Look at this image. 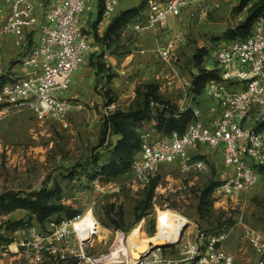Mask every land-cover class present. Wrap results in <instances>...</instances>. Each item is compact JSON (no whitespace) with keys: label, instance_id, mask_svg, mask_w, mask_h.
Instances as JSON below:
<instances>
[{"label":"rangeland","instance_id":"rangeland-1","mask_svg":"<svg viewBox=\"0 0 264 264\" xmlns=\"http://www.w3.org/2000/svg\"><path fill=\"white\" fill-rule=\"evenodd\" d=\"M99 1L89 0L81 16L85 22L83 32L92 40L94 52L73 74L69 90L63 93L65 100L79 106L71 111L69 128L49 120L39 121L28 110L0 108V195L9 191L24 195L59 186L62 192L56 204L73 208L82 217L93 214L99 224L90 244L80 247L74 239L67 244L56 243L65 264H97L104 258L125 263L129 259V237L136 232L145 239L154 237L167 213L189 221L190 228L182 231V234L186 231L188 239L232 228L223 244L224 251L235 257V264H257L258 255L244 238V230L248 227L264 236V174L239 200L216 199L212 194L209 208L198 213L203 189L211 182H221L231 172L223 168L219 152L210 148L201 150L202 155L197 158L208 160V170L188 173L178 161L161 167L151 207L136 222L135 207L145 199L148 186L136 182L133 169L110 181L93 178V173L85 170L96 160L98 164L105 162L119 139L111 131L104 135L105 119L118 110L127 112L134 107L145 85L158 86L164 100L181 111L193 109L195 121L209 125L220 113L221 105L206 90L200 96L194 95L193 81L198 74L194 56L201 50L207 52L202 67L212 70L215 48L229 31L246 20V9L240 11V0H189L179 18L169 19L161 29L138 32L133 26L145 21L144 8L121 31L118 41L107 48L97 42L95 34L103 37L115 16L143 3L146 7L148 0H122L112 17L97 23ZM178 33L184 40L165 62L158 50ZM0 39L3 53L0 77L10 80L21 74L20 51L11 37ZM98 62L104 63L108 71L98 73L95 67ZM111 100L113 103L109 105ZM140 132L148 134L152 143L166 137L156 131L154 121L146 122ZM120 211L123 219L116 228L111 220H118ZM64 221L60 215H54L41 225L24 210L0 215V264H35L32 247L20 255L15 252L16 244L30 238V234L51 232V224L58 226ZM19 222L28 223L23 228L31 232L25 236L18 234L20 229L13 228V224ZM10 248L14 253L7 252ZM44 257L43 264H57L55 258Z\"/></svg>","mask_w":264,"mask_h":264},{"label":"built area","instance_id":"built-area-1","mask_svg":"<svg viewBox=\"0 0 264 264\" xmlns=\"http://www.w3.org/2000/svg\"><path fill=\"white\" fill-rule=\"evenodd\" d=\"M103 19L112 17L122 0H100ZM89 0H0V38L9 36L20 51L21 74L0 88V108L30 111L39 121H53L69 128L72 109L79 108L63 98L69 90L73 74L94 52L90 37L83 32L81 20ZM189 0H148L146 19L133 26L135 31L158 30L169 19L179 18ZM1 40V39H0ZM176 34L159 48L168 62L183 42ZM0 41V60L2 59ZM219 81H211L207 94L221 105V111L209 125L193 121L183 134L172 133L157 142L142 135L143 145L133 165L136 182L149 186L161 167L181 162L185 172L208 170L207 161L197 158L201 150L219 152L225 170H231L214 189L216 199L235 202L257 185L264 167V14L254 22L246 38L221 41L214 52ZM197 155V156H196ZM85 216L51 224L45 234H30L16 244V253L25 254L32 247L35 264H43L44 256L65 264V257L56 243L67 244L74 239L85 247L95 237L99 224L93 214L89 224L76 228ZM233 229L201 233L196 239L185 237L169 247L149 244L138 260L118 262L104 258L97 264H235V257L224 251L223 244ZM28 228L18 230L24 236ZM244 238L258 255L257 264H264V236L245 227ZM66 247V246H65ZM68 249V248H66ZM9 253L13 250H7ZM175 251V254H172ZM166 252V253H165ZM85 259V257H83Z\"/></svg>","mask_w":264,"mask_h":264},{"label":"trees","instance_id":"trees-1","mask_svg":"<svg viewBox=\"0 0 264 264\" xmlns=\"http://www.w3.org/2000/svg\"><path fill=\"white\" fill-rule=\"evenodd\" d=\"M99 5L100 10L97 23L102 20L104 12V6L101 1H99ZM144 8L146 10L147 5L145 7L143 3L141 6L120 12L113 18L103 37L99 38L95 34L97 42L110 48L120 38L121 31L133 23L141 15ZM239 9L240 11L246 9V20L233 31H229L224 41L246 38L249 35L254 22L264 14V0H240ZM205 53L207 52L201 50L194 56L195 63L198 67V74L194 78L192 90L196 97L204 93L209 82L220 80L217 71L207 70L202 67ZM93 58L94 56H92ZM95 67L98 73L104 74L108 71L105 64L101 62L95 64ZM8 81L5 76H1L0 88ZM112 103L113 101L111 100L109 105ZM195 119L196 116L193 109L181 111L178 107L164 100L158 91V86L153 84L145 85L142 95L134 107L127 112L118 110L105 119L103 124L104 135L106 136L108 131H111L114 135L119 136V139L105 162L98 164V160H96L91 166L85 167V170L87 172L91 171L93 173L91 177L93 178H103L108 181L125 175L133 169V165L142 151L143 139L140 130L146 122L154 121L155 129L158 133L164 136H170L172 133H185L188 125ZM257 169L260 175L264 174V167ZM220 183L211 182L203 189L199 200L198 213H203L205 209L209 208L214 189ZM157 184V177H155L151 180L146 190L145 199L135 207L136 222L141 221L147 211H149ZM61 192V188L56 186L53 189L43 188L37 192L24 195L13 191L3 193L0 195V215L9 214L16 210H24L34 215L36 222L41 225L54 215H60L65 220H72L80 214L73 208L55 203L60 198ZM118 218V220H111L116 228L120 227L123 219L122 211L119 212ZM26 225L28 223L24 224L23 222H19L13 224V228L18 227L21 229L26 227ZM225 228L230 229L229 227ZM1 229L2 227L0 226V239L2 238Z\"/></svg>","mask_w":264,"mask_h":264},{"label":"bare ground","instance_id":"bare-ground-1","mask_svg":"<svg viewBox=\"0 0 264 264\" xmlns=\"http://www.w3.org/2000/svg\"><path fill=\"white\" fill-rule=\"evenodd\" d=\"M90 216L91 213H88L82 223H79L76 228H82L85 225L89 224L88 218ZM189 225V221L180 217L179 215L174 213H167L158 229L157 234L154 237L145 239L140 236L139 232L133 233L129 237V258H131L132 261L138 260L141 257V254L148 251L149 244L151 243L156 247L174 244L175 241L180 238V234H182L183 229ZM188 228H190V226ZM96 230L97 228L95 229V232Z\"/></svg>","mask_w":264,"mask_h":264},{"label":"water","instance_id":"water-1","mask_svg":"<svg viewBox=\"0 0 264 264\" xmlns=\"http://www.w3.org/2000/svg\"><path fill=\"white\" fill-rule=\"evenodd\" d=\"M183 235V234H182ZM182 235H181V237H180V240H181V238H182ZM180 240H179V242H180ZM178 242V243H179ZM165 247H169V245H166V246H157L156 248H165Z\"/></svg>","mask_w":264,"mask_h":264},{"label":"crops","instance_id":"crops-1","mask_svg":"<svg viewBox=\"0 0 264 264\" xmlns=\"http://www.w3.org/2000/svg\"><path fill=\"white\" fill-rule=\"evenodd\" d=\"M124 10V9H123ZM174 19V18H173Z\"/></svg>","mask_w":264,"mask_h":264}]
</instances>
